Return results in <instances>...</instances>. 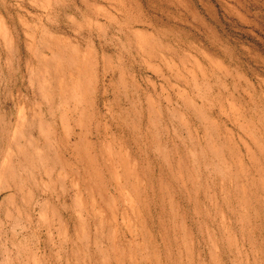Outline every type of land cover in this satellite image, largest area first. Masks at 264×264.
<instances>
[{
  "label": "rangeland",
  "instance_id": "1",
  "mask_svg": "<svg viewBox=\"0 0 264 264\" xmlns=\"http://www.w3.org/2000/svg\"><path fill=\"white\" fill-rule=\"evenodd\" d=\"M0 264H264V0H0Z\"/></svg>",
  "mask_w": 264,
  "mask_h": 264
}]
</instances>
